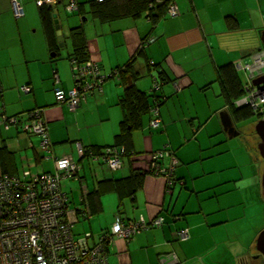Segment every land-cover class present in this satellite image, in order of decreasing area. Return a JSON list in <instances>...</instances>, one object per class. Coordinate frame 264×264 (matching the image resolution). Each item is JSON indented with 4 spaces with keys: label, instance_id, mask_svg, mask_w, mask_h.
I'll return each mask as SVG.
<instances>
[{
    "label": "crops",
    "instance_id": "obj_1",
    "mask_svg": "<svg viewBox=\"0 0 264 264\" xmlns=\"http://www.w3.org/2000/svg\"><path fill=\"white\" fill-rule=\"evenodd\" d=\"M68 1L62 0L53 16L55 29L58 24L63 37L59 9ZM175 1L180 15L166 18L155 28L144 18L118 19L110 27L102 25L90 32L81 25L90 59L100 65L106 79L101 91L95 90L72 110L58 104L55 96L57 89L68 92L75 86L70 54L63 55L60 45L56 54L49 48L41 7L36 0H18L24 16L17 18L12 0H0V121L3 117L24 119L21 125L0 126V173L52 172L53 156L70 158L78 170L76 178L63 180L71 194L69 219L72 215L78 222L82 217L75 206L72 181L81 185V207L84 193L95 190L104 179L129 176L133 168L129 156L124 158L123 168L114 172L106 166L94 168L78 153V145L106 148L116 143L124 116L119 105L124 87L113 71L124 67L144 46L146 57L136 62V69L144 73L136 83L138 88L151 93L156 76H163L158 91L166 97L158 106L161 126L152 129V115L144 117L142 129L131 135L128 147L129 155L138 158L142 166H147L155 153L166 152L161 167H169L171 152L178 162L176 184L167 191L163 176L149 175L135 201L121 203L116 191L104 188L99 213L90 220L81 219L86 222V233L91 232L95 239L111 229L117 216L129 220L162 216L165 224L136 235L130 242L114 239L108 246L109 264H241L264 231V226L252 220L255 237L247 245L240 237L244 232L234 230L249 217L251 205L244 194H250L252 203L260 202L264 214L263 163L240 137L238 125L248 119L239 122L231 117L223 86L217 80L219 67L228 63L244 73L245 88L255 90L254 79L264 75V64L256 63V55L264 50V0ZM78 2V8L68 12L82 14L86 1ZM227 17L235 20L237 28L231 27ZM69 39L71 53L74 45ZM148 64L153 70L149 71ZM250 66L252 71L247 69ZM24 86H29L31 93H26ZM35 109L44 110L51 142L48 160L40 148L41 138L26 130L27 114ZM224 113L232 118L235 132L224 130ZM259 141L253 140L251 147ZM233 195L237 201L231 200ZM71 222L75 225L76 221ZM186 228L189 237L184 241L178 232Z\"/></svg>",
    "mask_w": 264,
    "mask_h": 264
},
{
    "label": "built area",
    "instance_id": "obj_2",
    "mask_svg": "<svg viewBox=\"0 0 264 264\" xmlns=\"http://www.w3.org/2000/svg\"><path fill=\"white\" fill-rule=\"evenodd\" d=\"M62 0H36L39 7L55 6ZM104 3L107 0H95ZM160 1V0H159ZM15 16H24V10L18 0H12ZM78 0H69L65 10L74 11L78 7ZM168 13L172 17L180 15L178 6L170 5ZM256 63L264 64V50L256 55ZM76 79V86L69 93L57 89L56 99L59 103L67 104L75 110L82 100L100 89L106 77L102 76L101 69L94 61L86 62L85 66L71 63ZM253 66L247 67L253 70ZM57 76V75H56ZM55 76L56 80L58 79ZM253 85V84H252ZM158 86V85H156ZM254 87V85H253ZM155 88V87H154ZM29 92V87H24ZM245 95L237 102L238 105L252 106L253 111L264 116V87L255 90L245 88ZM32 130L43 137L42 149L50 151V139L47 127L42 119V112L37 110L34 114ZM16 119L9 120L3 117L0 124H15ZM159 109L153 108L151 127L157 129L161 126ZM28 128V127H27ZM78 145V153L84 155V150ZM124 149L109 147L100 153L89 154L92 164L105 165L112 171H117L123 164ZM166 152H158L153 160L158 162ZM171 165L168 168L157 167L158 173L166 180L167 191H171L176 180L174 179L177 159L171 152ZM55 173L32 174L26 171L20 177L0 175V264H109L108 245L114 239L127 242L146 231L162 228L164 218L161 216L154 220L144 217L129 220L117 216L111 229L103 232L97 239L91 232L84 236H76L73 223L69 219V195L61 186L62 180L76 178L78 165L68 157L55 158ZM85 220H90L91 214L84 211ZM189 237L188 229L178 232V238L186 241ZM174 260H177L176 257ZM166 263V262H165Z\"/></svg>",
    "mask_w": 264,
    "mask_h": 264
},
{
    "label": "trees",
    "instance_id": "obj_3",
    "mask_svg": "<svg viewBox=\"0 0 264 264\" xmlns=\"http://www.w3.org/2000/svg\"><path fill=\"white\" fill-rule=\"evenodd\" d=\"M86 3H90L91 13L94 16L99 17L102 21H114L118 19H128V18L137 20V19L144 18L150 21L152 25H154V28L157 27L158 24L161 21L165 20L166 18H170V19L176 18V17H172L170 13H168V9L170 5L172 4H175L178 6L177 1L175 0H160V1L159 0H107L104 3H97L95 0H87ZM58 5L41 7V20H42V24L44 26V29L47 35L49 48L55 54L59 53L60 51L59 50L60 43L58 41L57 31L55 29V23H54V18H53L55 9L57 8ZM65 8H66V5H64L63 9L65 10ZM227 21L231 24V27L233 29L237 28L238 25L232 17H227ZM70 37L72 38L71 40L73 41V45H74L73 51L69 55V59L71 63L76 62L78 65L85 66L86 62L90 60L94 61L90 59V56H89V52L86 46L84 29L81 28V26L72 27L70 31ZM144 48H145L144 46L140 48L138 52L131 58V60L124 67H118L112 73V75H115L116 77L119 78V80L121 81L124 87V94L120 98V102H119V105L122 108L124 116H123V120L120 125V133L116 136V143L110 147H115L118 149L123 148L124 149V153L122 157L123 164H124V158L129 156L132 159L130 160V162L132 163L133 168L129 176L125 178H120V179H104L98 183V186L95 190L91 192L89 191V193L88 192L84 193L81 199L82 200L81 207L78 206L77 208L79 213L82 214L81 216H84V211H86L84 210L82 206L84 207L86 206V209H88V211L90 212L91 217L99 213L100 211L99 203H100L102 194L104 192V188H110V190L112 189L116 191L117 194L119 195L120 203L123 202L125 199L135 201L136 193H138L143 188L146 177H148L149 175L161 176L156 170L157 168L154 167L156 163H157V167L158 166L161 167V161L156 162L153 160V156H151L150 161L148 162L147 166H142L138 164V158L132 157V155H129L131 153V150L129 149L128 145L130 144L131 135L134 134V132L142 129L144 117L150 114L152 115L153 108L158 109V106L163 104L166 100L165 96L158 94V91L163 87V84H164V79L162 78L163 77L162 74H160L159 76H156V79L154 82L155 88L153 87V90L151 93H147L139 89L136 84L137 81L143 76V72L136 69V62L138 61L139 58L143 59L144 57H146L145 50H143ZM57 56H59V54H57ZM147 68L149 69V71L153 70V67L149 64L147 65ZM218 70H219V73H218L217 80L223 86V94L226 97L227 105L229 106V112H230L231 117L234 118V120L239 121V122H241V120L252 118L253 116L252 114H256L257 116H259L258 118H264V116H260L259 114L255 113L253 111L252 106L247 105V104H243V105L237 104V102L240 101V99L246 93H245V84H244L245 82L242 81L239 71L236 70V66L232 63H228L224 66L219 67ZM75 86H76V79H75ZM24 87H29V86H24ZM29 89H30L29 92H26V91L25 92L31 93L32 89L30 87ZM69 92L70 91L66 93H69ZM58 104L62 105V103H59V102ZM37 110H40L42 112L41 120L44 121L47 127V122L44 118L43 109H35L29 112L27 114V119H25L26 121L25 123L29 122L28 128L26 129L27 132L41 138V141H40V148H41L43 137L39 134H36L32 130V126H31L34 122V118H35L34 114L37 112ZM8 119L10 121L14 119L18 121L15 124H9V126L21 125L24 122L23 121L24 119L20 117H8ZM2 125L3 124H0V126ZM47 133H48V137L50 138L48 128H47ZM50 145H51V142H50ZM124 147L126 148V151ZM103 149L105 148H94V147L93 148H83L84 155L81 157L88 158L89 154L100 153ZM42 151L47 152V153L50 152V151H45L43 149ZM55 158L57 157L53 156V159ZM136 163L138 164V166H136ZM123 164L120 169L123 168ZM54 166H55V162H54ZM100 166H105V165H100ZM44 173L54 174L55 167H54V171L44 172ZM0 175L3 177L4 176L20 177L18 175L7 174L6 172H3V173L1 172ZM61 186L63 190L67 192L64 189L63 180L61 182ZM69 204H70V199H69ZM157 218L159 217H156L153 219L149 218V219L154 220ZM164 224H165V221H164Z\"/></svg>",
    "mask_w": 264,
    "mask_h": 264
},
{
    "label": "rangeland",
    "instance_id": "obj_4",
    "mask_svg": "<svg viewBox=\"0 0 264 264\" xmlns=\"http://www.w3.org/2000/svg\"><path fill=\"white\" fill-rule=\"evenodd\" d=\"M80 1H87V0H80ZM83 5H84V11L82 14H80L78 11L77 12L66 11L69 14L68 15L65 13L64 9H62V8L59 9V15L61 16V19L64 23L63 29L65 31V35H64L65 39L63 41H65V42L67 41L66 47H65V45H63V48L61 49V52L63 55L67 54V52L70 54L69 51H71V49H70L71 41H69L70 40L69 39L70 33H69V35H67L66 33H68L69 30H71V28L74 27L73 24H78L76 27L83 25L84 28H86V30L88 32H90L92 30L93 31L98 30L102 25H106V27H110L115 21V20L114 21H102L99 17H96L91 13L90 3H86ZM102 22H104V23H102ZM62 44H64V43H62ZM240 75H241V79L243 80L244 79V73L242 71L240 72ZM72 77H73V75H72ZM74 82H75V78H74ZM147 117L148 116H146V118ZM259 121H261V120L258 117H256L255 115H253L252 118H250L246 121H242L238 125L239 129H242L241 130L242 133H241L240 137L246 143V145L249 146L251 152H256V155L254 154L255 157L256 156L261 157L260 152L258 150V146H254V148L251 147L253 140H255V141L260 140L256 134L257 133L256 132V130H257L256 125ZM152 129H154V128H152ZM260 141H259V143H260ZM106 148H109V147H106ZM45 153H46L45 158H46V160H48L47 157H51V154H50V152L49 153L45 152ZM161 159H163V158H161ZM261 161L263 163L262 157H261ZM231 164H232V161H230V165ZM93 166L95 168V166H98V165L93 164ZM166 168H168V167H166ZM231 171H235V170L231 169ZM263 171H264V164H263ZM174 173H175V171H174ZM88 178L91 181V178L90 177H88ZM63 184L65 185V184H67V182H64ZM70 184H72L71 190H73V194H74L73 198L75 200V206H79V202H78L79 201V195H78L79 192H78V190L81 188V185L79 183H77V181H72ZM64 189L66 190L65 186H64ZM69 190H68L69 195H71ZM241 196L243 197V194ZM244 196L247 197V200L249 201L248 203H250V205H251L249 210L247 211L249 214V217L247 219H245L242 223L236 224L238 227L234 228V230H237V232H241V231L244 232L243 236L240 234L241 240H243L244 244L247 243V245H249V243L255 237V232L252 229V227L254 225L251 222H252V220H256L255 223L257 225L264 226V214L262 212L260 202H259V205H257L256 203H252L253 200L251 199L249 193L244 194ZM69 199L71 200L70 196H69ZM231 200L237 201L238 199H237V197H235V195H233ZM260 200H261V198H260ZM242 206L243 205H240L239 207L241 208ZM235 213H237V211H235ZM233 216L235 217L234 213H233ZM81 218L82 217H79L78 222H77L76 218H74V217H72V215H70V220L77 222V223L75 222V225H73V231H72L76 236H84L86 234V222H84L83 219H81ZM257 252H258L257 248L254 246L251 250V254H250L248 260H250L251 256L255 255ZM227 261H229V260H227Z\"/></svg>",
    "mask_w": 264,
    "mask_h": 264
},
{
    "label": "water",
    "instance_id": "obj_5",
    "mask_svg": "<svg viewBox=\"0 0 264 264\" xmlns=\"http://www.w3.org/2000/svg\"><path fill=\"white\" fill-rule=\"evenodd\" d=\"M55 17H57V15H55ZM58 23V22H56ZM56 31H57V36H58V41L60 43V47H63L64 44L63 43V35L60 29V26L57 24L56 25ZM262 41L264 42V32H263V38ZM253 84L258 88V90L263 89L264 87V75L261 77H258L256 79H254ZM225 114V113H224ZM222 115L221 118H223V124H224V130L228 131L229 133H233L235 132L234 129V122L232 120V118L229 117L228 114ZM256 132L257 135L259 137V139L261 140V142L258 145V150L260 152V155L262 157L263 160V164H264V119H262L261 121L258 122V124L256 125ZM237 135V133H236ZM263 180H262V188H263V199H264V171H263ZM258 240L256 242V248L257 251H259L260 255L264 256V231H262L259 235H258Z\"/></svg>",
    "mask_w": 264,
    "mask_h": 264
},
{
    "label": "flooded vegetation",
    "instance_id": "obj_6",
    "mask_svg": "<svg viewBox=\"0 0 264 264\" xmlns=\"http://www.w3.org/2000/svg\"><path fill=\"white\" fill-rule=\"evenodd\" d=\"M253 256V257H252ZM251 259L248 260L249 256L241 264H264V256L260 255L259 251L252 255Z\"/></svg>",
    "mask_w": 264,
    "mask_h": 264
}]
</instances>
